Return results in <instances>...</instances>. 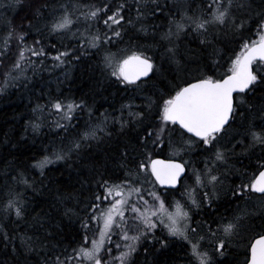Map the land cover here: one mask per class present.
<instances>
[{
	"label": "snow or ice",
	"instance_id": "1",
	"mask_svg": "<svg viewBox=\"0 0 264 264\" xmlns=\"http://www.w3.org/2000/svg\"><path fill=\"white\" fill-rule=\"evenodd\" d=\"M5 4V10L14 8L16 15L20 11L24 14L19 16L18 22L14 15L0 26V66H3L0 92L17 83L25 67H39L26 53L41 58V64L43 58L50 55L43 46L45 33L62 40L70 34L69 43L78 42L75 47L62 43L64 50L60 51L56 44L49 45L55 50V55L51 56L53 67L78 63L90 50L104 49L101 61L104 70L112 69L110 76L124 85L125 91L135 86L142 93L143 104L136 105L129 98L127 104L121 105L120 115L112 117L113 125L119 124L118 135L127 138L118 142L116 156L110 157L117 161L115 175L109 172L106 162L99 167L93 164L94 179L86 178L81 188L85 183L90 188L94 184L95 192L83 204L77 200L73 207L64 208L62 218L80 220V229L71 243L57 251L59 243L48 246L25 237L24 252L15 246L8 251L9 242L16 238L3 233L0 240L4 242L5 251L0 254V264H20L17 256L25 253H36L39 257L36 264H136L135 257L145 241L153 246L159 244L156 249L159 252L167 249L173 238L187 245L188 264H222L229 241L242 233L249 234L246 264H264V158H258L255 164L250 162L243 172L236 170L240 184L227 187L224 184L233 172L229 161L236 155V146L246 142L242 154L259 148L264 155V0H199V3L189 0L187 6L171 5L168 0L163 4L160 0H132V3L129 0H78L76 4L63 0H5L0 7ZM132 4H135L134 17L130 15ZM158 15L167 21V28L159 32L157 42L159 47L168 45L163 47L161 55L169 66L167 70L157 65L154 54H148L151 46L133 43L131 38L126 49L108 50L109 46L121 43L128 34L126 29L136 24L140 25L136 31L147 36V20H155ZM151 27L155 39L164 25ZM33 33L39 39L29 45L26 41ZM186 37L198 40V47L211 66L207 62L200 64V57L177 58L178 42ZM230 45L235 47L230 49ZM13 48L16 49L15 59L6 63ZM225 51L232 53L227 59L223 56ZM188 64L197 67L188 68ZM224 64L228 67L221 73L218 69ZM165 71L169 75L176 73L174 80L166 85L167 92L150 83L154 76ZM193 72L195 75H181ZM45 108L48 115L55 117V127L62 129L66 136L77 119V110L87 109L90 119L92 115V108L87 107L84 100L79 103L50 100L48 105H37L33 109L34 113H41L36 118L39 123L31 122L34 133H38L44 123ZM101 116L99 123L85 124L84 130L67 143L52 141L45 149L51 148L49 154L29 167L43 175L48 164L67 163L73 156L85 159L81 155L85 146L94 141L99 143L103 138L111 139L112 133L105 131L109 117L106 113ZM98 133H103V137ZM229 133L230 139L221 143ZM227 144H233V148H228ZM162 146L169 149L172 158H158ZM196 149L208 154L203 168L183 159ZM247 167L255 169L251 176L247 174ZM189 172L192 183L182 185L184 191L180 199L168 201L169 194L176 191ZM12 180L14 185L4 186L7 191L0 188V195L4 197L3 211L22 218L26 205L15 186L23 183L31 188L33 184L23 173ZM228 192L233 199H244L246 203L256 198L255 210L231 217H212L207 221L193 220V210L211 208L221 198V193L227 195ZM59 199L66 203L73 197ZM45 223L47 221H41L40 227ZM156 230L163 238L156 236ZM38 245L49 250L41 256ZM143 254L145 264L149 256L154 257L148 247H144Z\"/></svg>",
	"mask_w": 264,
	"mask_h": 264
},
{
	"label": "trees",
	"instance_id": "2",
	"mask_svg": "<svg viewBox=\"0 0 264 264\" xmlns=\"http://www.w3.org/2000/svg\"><path fill=\"white\" fill-rule=\"evenodd\" d=\"M65 3H72L73 0H63ZM161 4L164 0H160ZM169 4L178 6H187L189 0H168ZM5 0H0V4H4ZM132 3V0H129ZM199 3V0H197ZM0 7V26H3L4 22L11 19L16 15L17 10L14 8ZM133 11L130 13L132 17L135 16V4H132ZM182 10V9H181ZM165 9V14H167ZM175 11V8H173ZM23 14L21 11L19 15H16L17 22L19 16ZM129 15V13H125ZM149 25V31L147 36L144 33L137 32L136 29L140 27L136 24L135 27H128V32L123 41L117 44L115 47L109 46L110 51L116 52L118 49H126L129 47V40L131 38L133 43H138L145 46H151L149 55H155L157 65H163V68L167 70L169 68L167 62L162 58L163 47L168 45L165 43L163 47H159L158 41L160 39L159 32L164 31L167 28V21L164 16L158 15L155 20L149 19L146 22ZM163 24L164 28L157 31L155 39H153L152 25ZM254 27V26H253ZM2 36V33H0ZM70 38V35H69ZM69 38L62 40L59 36H49L44 34L43 46L47 48L50 55L47 58H43V64H41V58L30 57L26 53V57L35 62L36 69L26 68V73L22 74L20 80L17 83L10 84L5 91L0 92V188L7 191L4 188L5 184L10 186L14 185L13 177H17L18 173H23V177L33 184V187L27 188L23 183L15 186V190L22 194V199L26 205L25 214L22 218H17L14 213L8 214L3 211L4 197L0 195V235L7 233L9 236L16 239L10 241L8 244V251L13 246L17 247L20 252H24L25 237H31L34 241L40 240L42 244L48 246L58 244L57 251L69 245L72 239L75 237V233L80 229V220L73 218L71 221L67 217L62 218V214L65 207H73L77 200L81 204L95 192V185L89 187L88 183L84 184L83 189L81 183L86 178L94 179L91 173L93 164L96 166H102L105 162L108 164L109 172L115 175L114 165L116 160L110 159V157L116 156L115 149L118 147V142L126 140V137L118 135L119 124L113 125L112 117L120 115V108L122 104H127L129 98H132L136 105H142L141 99L142 93H140L135 86H130L125 91L124 85H120L115 82V77H111L110 73L112 69L104 70L101 63L105 54V50L101 49L97 52L95 49L89 51V55L82 57L80 62H72L71 64L62 65L61 67H53L52 55H55V50L51 49L49 45L56 44L60 51L64 48L61 44H65L68 47H75L78 43L73 40L69 43ZM255 39V36L251 37ZM39 39L35 33L28 36L26 43L31 45L33 40ZM125 42V43H124ZM179 54L178 59L181 56L193 58L200 57V64L208 63L211 66L210 61H206L204 57L206 54L198 47V40H193L191 37L182 38L179 42ZM2 44V40H0ZM121 45V46H120ZM235 47L230 45L229 48ZM192 49L191 53L187 50ZM135 50V49H133ZM239 51V48H236ZM16 49H12L9 61L15 59L14 53ZM130 54V53H129ZM231 51H225L223 56L227 59L231 55ZM79 55V53H77ZM173 69L175 65L172 66ZM188 68H196V64H188ZM228 67L224 64V67L219 68V72H223ZM3 71V66H0V72ZM206 74H212L207 72ZM151 75V74H150ZM181 75H195V73H183ZM176 73L171 75L165 71L162 75L158 74L153 77L150 83H154L158 90L167 92L166 85L174 80ZM25 77L27 79L25 80ZM0 83H2V77H0ZM62 100L64 102L75 101L79 103L84 100L87 107L92 108L91 119L87 112V109L83 111L77 110L72 129L68 132L67 136L62 129L55 127L53 123L55 117L48 115V110L45 108L44 123L38 133H34L31 127V122L36 121L37 117L41 116L40 112H33V109L37 105H48L50 100ZM139 110V109H137ZM101 113H106L109 117V123L106 132H111V139L103 138L101 142H92L91 145L85 146L81 155L86 157L83 160L73 156L72 160L65 162H56L48 164L41 175L39 170H32L29 166L35 160H41L45 155H48L51 148L48 151L45 149L55 141L57 144L63 140L67 143L71 140L77 132L84 130L85 124H97L103 119ZM127 113L125 112V115ZM79 127H75L76 124ZM231 133V130H230ZM230 133L226 134L221 143H226L230 139ZM103 137V133H98ZM240 137H237L239 140ZM235 143V142H233ZM163 147V146H162ZM227 147L232 149L233 144H227ZM246 142L243 145L236 146L233 156L229 163L233 165V172L229 173L227 179H225V186H235L241 183L239 173L245 171V168L249 163L255 164L258 158H264L261 150L257 148L254 152L248 154H242L245 152ZM90 149V151H89ZM212 151H215L213 148ZM239 152V153H238ZM260 153V155H259ZM207 153L201 152L196 149L191 155L183 156L185 160H191L194 162L195 167L201 168L204 157ZM246 155V156H245ZM199 156V157H198ZM158 157L172 158L170 151L167 147H163V151H160ZM71 165V166H70ZM192 165H189L191 167ZM223 171V169H221ZM248 176H251L255 169L253 167H247ZM235 173V174H234ZM238 173V174H237ZM233 174V175H232ZM237 175V176H236ZM191 176V172L184 178L181 185L175 192H171L168 196V201L173 198H177V192L183 188V184H189L192 182L188 177ZM231 176V177H230ZM107 178V177H105ZM244 182H247L245 178ZM235 184V185H234ZM71 195L73 199L66 203H61L60 197H66ZM258 196V195H257ZM230 202V203H229ZM256 204V198H253L250 202L246 203L244 199L236 200L231 197V192L227 195L221 193V198L214 202L211 208L205 206L202 210H193V220H209L212 217H231L233 215L242 214L244 211H254ZM236 208H235V207ZM83 215V213H81ZM39 218V220L37 219ZM41 221H47L43 227H40ZM260 221H257L259 223ZM51 234V235H49ZM156 236L163 238L161 232L156 230ZM166 235V233L164 234ZM247 233H242L234 237L229 241L228 249L226 250L225 257L222 259V264H243L247 260L248 256V239ZM47 237V239H45ZM144 247H148L150 252L154 253L153 256L147 258L148 264H188L187 253L189 251L184 241L179 239H171L167 249L159 252V244L154 246L145 241L143 247L140 248V254L135 257L136 264H145V256L143 254ZM41 256L49 249L47 247H40ZM70 250V249H69ZM5 251V245L0 240V254ZM27 257V264H36V253L24 255H18L17 259L20 264H25V258Z\"/></svg>",
	"mask_w": 264,
	"mask_h": 264
},
{
	"label": "rangeland",
	"instance_id": "3",
	"mask_svg": "<svg viewBox=\"0 0 264 264\" xmlns=\"http://www.w3.org/2000/svg\"><path fill=\"white\" fill-rule=\"evenodd\" d=\"M74 2H73V4H76L77 2H78V0H73ZM81 2H94V0H81ZM179 5H181L180 3H179ZM178 5V6H179ZM21 13L22 14H24V12L23 11H21ZM79 27V26H78ZM73 31H75V29H73ZM70 35V34H69ZM26 73V68H24V70H23V74H25ZM201 168H203V166H204V164H201ZM192 182H190V184H191ZM145 188H148V185H145ZM184 191V188H182L181 190H179L178 192H177V195H179V196H177V198L175 197V199H180V193L181 192H183ZM197 220V219H196ZM195 221V220H194ZM206 243V242H205Z\"/></svg>",
	"mask_w": 264,
	"mask_h": 264
},
{
	"label": "bare ground",
	"instance_id": "4",
	"mask_svg": "<svg viewBox=\"0 0 264 264\" xmlns=\"http://www.w3.org/2000/svg\"><path fill=\"white\" fill-rule=\"evenodd\" d=\"M125 37V36H124ZM125 43V42H124ZM121 46V45H120ZM239 153V152H238ZM260 155V153H259ZM246 156V155H245ZM199 157V156H198ZM239 170V169H238ZM235 174V173H234ZM238 174V173H237ZM233 175V174H232ZM237 176V175H236ZM228 177V176H227ZM231 177V176H230ZM229 178V177H228ZM235 185V184H234ZM226 187V186H225ZM230 203V202H229ZM235 207V206H234ZM236 208V207H235Z\"/></svg>",
	"mask_w": 264,
	"mask_h": 264
},
{
	"label": "water",
	"instance_id": "5",
	"mask_svg": "<svg viewBox=\"0 0 264 264\" xmlns=\"http://www.w3.org/2000/svg\"><path fill=\"white\" fill-rule=\"evenodd\" d=\"M159 159H162V158H159ZM246 264V263H245Z\"/></svg>",
	"mask_w": 264,
	"mask_h": 264
}]
</instances>
